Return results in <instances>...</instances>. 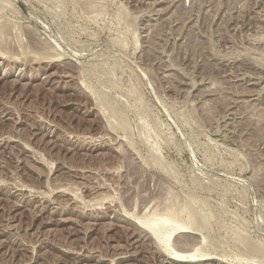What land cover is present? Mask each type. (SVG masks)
<instances>
[{"label": "rangeland", "instance_id": "obj_1", "mask_svg": "<svg viewBox=\"0 0 264 264\" xmlns=\"http://www.w3.org/2000/svg\"><path fill=\"white\" fill-rule=\"evenodd\" d=\"M169 206L264 264V0H0V264H188Z\"/></svg>", "mask_w": 264, "mask_h": 264}, {"label": "bare ground", "instance_id": "obj_2", "mask_svg": "<svg viewBox=\"0 0 264 264\" xmlns=\"http://www.w3.org/2000/svg\"><path fill=\"white\" fill-rule=\"evenodd\" d=\"M169 207L170 208L167 209L165 208L163 212L160 211L161 213L159 211H157V213H154L153 211L150 214L146 213L139 217H134V220L132 221L139 228H141L140 231H145L149 235L152 240V243L158 249V251L163 253V255H165L172 261L192 264L199 263L201 261L204 262L205 260L209 259H215L216 261L223 262L222 259L214 258L209 254L201 251V248L203 246V240L202 237L198 235L199 233H196L197 230H195L196 228L194 227V223L191 219V216L189 214L183 216L182 210H175L174 207ZM128 218L130 219V217ZM178 221H184L186 222V224H188V226H185L186 224L184 222L183 224L185 225ZM179 234L186 238L192 236L191 240H189L190 238H185L181 241V245L178 243L179 245L176 246V242H179L176 241V239H178V237L176 238V235ZM191 245L193 247L189 248L191 247Z\"/></svg>", "mask_w": 264, "mask_h": 264}]
</instances>
